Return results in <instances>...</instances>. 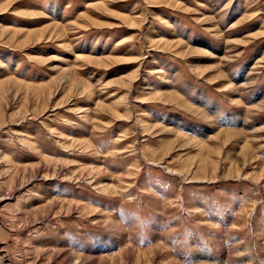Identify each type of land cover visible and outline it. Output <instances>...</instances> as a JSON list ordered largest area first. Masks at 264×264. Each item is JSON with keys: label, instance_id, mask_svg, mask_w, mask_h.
Returning <instances> with one entry per match:
<instances>
[{"label": "rangeland", "instance_id": "374dc122", "mask_svg": "<svg viewBox=\"0 0 264 264\" xmlns=\"http://www.w3.org/2000/svg\"><path fill=\"white\" fill-rule=\"evenodd\" d=\"M0 252L264 264V0H0Z\"/></svg>", "mask_w": 264, "mask_h": 264}, {"label": "bare ground", "instance_id": "6f19581e", "mask_svg": "<svg viewBox=\"0 0 264 264\" xmlns=\"http://www.w3.org/2000/svg\"><path fill=\"white\" fill-rule=\"evenodd\" d=\"M9 161V160H8ZM6 162V161H5ZM1 253V252H0ZM5 258L0 255V264H5Z\"/></svg>", "mask_w": 264, "mask_h": 264}]
</instances>
